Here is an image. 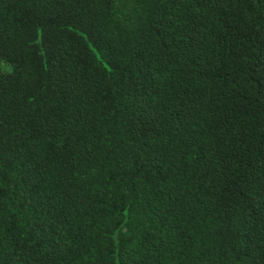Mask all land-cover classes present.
Here are the masks:
<instances>
[{
	"label": "trees",
	"instance_id": "trees-1",
	"mask_svg": "<svg viewBox=\"0 0 264 264\" xmlns=\"http://www.w3.org/2000/svg\"><path fill=\"white\" fill-rule=\"evenodd\" d=\"M0 264H264V0H0Z\"/></svg>",
	"mask_w": 264,
	"mask_h": 264
}]
</instances>
